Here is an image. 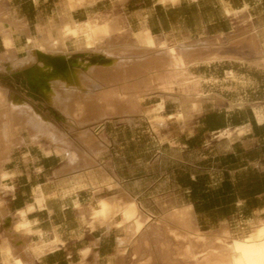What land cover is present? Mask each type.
I'll return each instance as SVG.
<instances>
[{
	"label": "crops",
	"instance_id": "1",
	"mask_svg": "<svg viewBox=\"0 0 264 264\" xmlns=\"http://www.w3.org/2000/svg\"><path fill=\"white\" fill-rule=\"evenodd\" d=\"M249 19L257 30L260 54L240 50L238 58L192 65L188 73L197 80L193 87L209 97L199 115H189L184 129L176 120L179 104L164 90L163 81L153 82V91L143 92L142 79L159 67L153 65L152 52L135 50L128 66L144 72L129 77V84L140 86L134 111L104 119L97 131L91 124L79 131L90 132L102 145L94 164L83 167L81 161L70 168L67 157L53 151L46 154L50 147L30 144L22 135L21 144L12 148L1 167L8 175L0 193V243L5 238L11 253L6 264L16 255L25 264H118L119 242L126 238L121 214L113 211L110 224L89 225L88 208L95 207L99 198L125 193L152 215L158 216L163 208L190 206L202 232L223 223L235 237L253 233L264 221V0H0V21L10 25L13 47L23 54L30 50L29 36L40 38L50 30L57 38V30L65 24L74 28L105 21L114 45L137 44L138 38L150 45L166 42L179 47L236 29L242 33ZM64 46L67 58L35 54L34 62L21 71L25 83L20 82L15 91L5 89L8 100L18 98L55 127L49 114H62L44 105L31 86L29 71L35 65L45 63L64 74L69 62L83 60L95 67L97 77L87 82L92 94L113 86L105 83L112 74L103 69L106 57L82 51L81 38L69 37ZM4 52L0 34V55ZM169 86L172 94L180 92L172 80ZM113 184L121 188H109ZM37 196L44 198L41 207L35 202ZM31 205L35 208L26 219L32 233L25 238L12 232L13 224L5 220L18 221L17 213ZM54 236L63 245L54 250L45 247L36 257L24 253V247L49 244ZM86 249L90 250L83 256ZM4 256L0 249V264Z\"/></svg>",
	"mask_w": 264,
	"mask_h": 264
},
{
	"label": "bare ground",
	"instance_id": "2",
	"mask_svg": "<svg viewBox=\"0 0 264 264\" xmlns=\"http://www.w3.org/2000/svg\"><path fill=\"white\" fill-rule=\"evenodd\" d=\"M163 1L175 3L178 0ZM226 12L229 13L227 10ZM92 21L79 26L76 25L74 28L66 24L63 27L60 26V29L57 30L59 35L57 38L51 36L50 30L47 34L44 32L46 35H41V37L37 35L40 38L29 36L30 50L21 59L17 58L15 48L11 46L13 42V30L9 28L10 25L7 22L0 21V34H2V43L5 46V55L0 56V63L5 60L12 70H20L30 66L35 60V52L51 55L60 54L66 57L67 50L64 43L69 37L82 39V51L88 54L99 53L106 57L103 69L112 70V74L110 79H105V83H112L113 86L108 90L105 88V92L100 91L93 94L88 90L90 86L87 85V82H92L97 75L94 72L95 67H92L93 65L90 66L87 61V63L83 60L69 62V67L67 69L64 68L69 71L67 74L66 71L64 72L65 78L62 77L63 75H59L54 67L45 63H39L36 67L34 66V76L38 83V88L35 90L37 96H39L44 104L52 106L62 114L61 117L64 120V125L68 130L91 124L95 128L94 130L97 131L99 129L97 124L104 119H108L114 115L129 114L134 111L139 98L140 86L138 83L129 84V77L144 72L143 70L130 69L128 66V60H131L129 58L130 53L135 50L152 52L154 54V59H152L154 66L165 69L164 71L170 70L180 85L188 86L192 85L193 81H197L196 78H192L188 73V69L195 63H210L238 58L240 54L238 55L237 52L240 50L246 53L253 51L255 54H260L257 30L250 19L249 22L247 21L248 24L244 27V30L241 28L243 30L242 33H238V29H236L237 31L231 32L228 35L221 34L211 39L207 38L203 41L200 40L188 45H179V47L168 45L166 42L150 45L146 40L139 41L138 38L136 39L137 44H134L133 41H131L132 43L127 41L121 45H114L113 42L110 43L108 41V36L111 32L105 27L104 21ZM38 26L40 27V24ZM19 28L23 29L25 27L24 25H20ZM38 33L42 34L39 28ZM155 69L153 68L150 72L148 71L145 79H142L145 85V90H142L143 92L151 91L153 82L162 81L163 76L154 72ZM22 83H25V81L22 80ZM92 84L95 85L94 83ZM166 92H169L179 104L180 111L176 115V120L183 125L181 127L183 129L187 124L189 115L192 113L199 115L202 111L204 101L209 97L197 86L193 87V85L191 89L181 91L178 94H172L170 90H166ZM220 99L219 101H221ZM55 115L58 116L56 113ZM70 126L71 128H69ZM23 134H26V139L31 142L28 143L39 145L43 141L48 147L53 148L51 151L59 156L67 157L70 168L81 161L83 167L92 165L102 152V145H99L91 133L88 134L85 132L84 135H79L82 146H85V151L79 156L69 153L63 144L64 142L61 141L63 138L61 139L50 122L45 121L33 108L27 106L19 99H13L10 102L7 101L4 92H1L0 89V147L3 145L5 150V154L0 156V164L8 158L7 154L12 151L13 147L21 144ZM83 174L80 176H83ZM7 176V173L0 169V193L6 188L2 183ZM95 182L97 181L93 182L91 179V184L94 188L98 186ZM109 188L118 189L121 187L119 184H113ZM123 196L125 197L123 198ZM43 200V196H37L35 198L38 207L42 206ZM92 206L88 208L89 225H92L94 222H99L100 224L105 223L106 225L110 224L109 218L113 211L121 214L126 238L119 242V247L124 249V255L126 248L132 244V247H134L132 257L137 259L139 264H150V260H153V249L151 248L149 240V222L152 220H155L156 231H163L179 247V251H181L179 256L184 262L197 255L198 253L196 254L195 251L202 244L203 256L201 257V262L199 261L200 263L198 264H264V223L257 225L248 238H243L244 246L242 249L233 250L229 244L233 235L228 225L222 223L217 229L202 232L197 228L195 217L191 212L190 206L163 208L161 214L155 217L142 210L136 198L127 193L119 198H99L96 201V206H93L94 208ZM0 207H2L1 203ZM34 208L35 206L31 205L26 210L17 213L18 221L12 222L11 218H5V222L8 225L13 224L12 232L20 233L25 238L32 233L30 230V222L26 219V214L34 210ZM4 239H1L0 249L5 254L4 264H6L11 257V253L9 251V242ZM18 243L20 244V242ZM59 244L61 242L54 236L49 244L41 245L40 247L30 245L24 247V253H28L33 257L40 256L44 253L43 249L45 247L50 246L49 249L54 250L59 247ZM162 247L169 250L167 249L169 248L168 243ZM142 249L148 254L146 258H142L140 253ZM89 250L82 251L84 256ZM179 256L176 257L179 258ZM11 264H25V262L16 255L12 258Z\"/></svg>",
	"mask_w": 264,
	"mask_h": 264
},
{
	"label": "rangeland",
	"instance_id": "3",
	"mask_svg": "<svg viewBox=\"0 0 264 264\" xmlns=\"http://www.w3.org/2000/svg\"><path fill=\"white\" fill-rule=\"evenodd\" d=\"M173 3V2H172ZM104 25L106 28H108L111 32V29L109 28L108 26V23H106L104 21ZM110 36V37H109ZM109 36H108V41L110 43H112V38H111V33H109ZM109 43V44H110ZM3 44V43H2ZM11 46L13 47V42L11 44ZM3 47L5 48V46L3 45ZM14 48V47H13ZM5 50V49H4ZM15 53L17 54V58L21 59L25 56V54L21 53V51H16L15 50ZM5 55V52L3 54H1L0 56H4ZM22 55V56H21ZM68 56L64 57V58H67ZM154 59V58H153ZM75 61V60H74ZM73 62V61H72ZM39 64V63H38ZM37 65H35L36 67ZM34 67V68H35ZM33 68V70H34ZM23 69H26L25 68H22L20 70H12L10 67H9V64H7V62L4 60V62L2 61V63H0V89H1V92H4L5 94V99L7 101L10 102V100H8L7 98V95H6V90L8 87H11L13 91H15L16 89H18V86H20V82H22V79H21V71ZM165 69H162V68H158L154 70V72H156L158 75L160 76H163V79L162 81L164 82V90H170V82L171 80L174 82L175 85L178 86L179 88V91H185V90H189V88L191 89L192 85L188 86V85H180V84H177L176 82V78L174 77V75L172 74V72L170 70H166L164 71ZM69 71L66 70V74L68 73ZM114 72V71H113ZM162 72V73H161ZM14 75L16 76V78H18L19 80H16V78L14 77ZM59 75H63L62 77L65 78V75L64 74H60ZM29 76L31 77L30 79V84L31 86H33V88H35V90H37L38 86H37V82H36V79L33 77V74H31L29 72ZM167 79V80H166ZM167 83H166V82ZM15 83H19V84H15ZM168 87V88H167ZM112 87L110 86L108 89H111ZM14 99H18V98H14ZM13 100V99H12ZM11 100V101H12ZM43 103V102H42ZM44 104V103H43ZM27 105V104H26ZM46 106H50V105H47V104H44ZM28 106V105H27ZM52 107V106H50ZM32 108V107H31ZM53 108V107H52ZM55 109V108H54ZM57 110V109H56ZM50 115V119L52 121H54L57 125V127H55L51 121H49V119H46L44 117H41L45 120V121H48L52 124V126L54 127L55 131L57 132V134L61 137V139L63 138V140H61L62 142H64V146L66 147V149L68 150L69 153H72V154H75V155H80L83 151H85V146L83 145L82 146V143L80 142V139H79V135H84V133H90V132H87V131H82V132H79L81 130H86L88 129L90 126L88 127H81V128H71V126L69 128H71V130L67 129V127L64 125V120L61 116H54V115ZM93 127V126H92ZM126 135V134H125ZM63 136V137H62ZM78 136V137H77ZM66 140H65V139ZM94 138V137H93ZM126 138V137H125ZM79 141V142H78ZM68 145H66V144ZM81 143V144H80ZM43 145H46L45 142L41 141L39 146L41 148H43ZM125 145V144H124ZM126 145H128L126 143ZM4 146L2 145L0 147V156H3L5 154V150L3 148ZM127 150V148L125 147V149L123 150H120V151H125ZM46 154H49L51 152V150L48 148V150L45 151ZM75 152V153H74ZM7 157H8V154H7ZM8 159V158H7ZM6 159V160H7ZM6 160H3L0 164V166L2 167V165L6 162ZM0 167V169H1ZM2 170V169H1ZM154 215V214H153ZM160 215V214H159ZM158 215V216H159ZM155 217H158L157 215H154ZM155 220L153 221H150L149 224H150V232H149V240H150V244H151V248L153 249L152 250V255H153V260H150L151 263L150 264H198L201 262V257L203 256V245L201 244L200 246L197 247V251H195V253L197 255H195L193 258L187 260V261H182L180 258V254H181V251H179V247L177 245H175V243L172 242V240L170 238H168L164 233L163 231H156V226H155ZM261 223H264L261 222ZM259 225V224H258ZM157 233V234H156ZM243 238H246V237H235L233 235L232 237V240L231 242L229 243L230 246L233 248V250H240L242 249V247L244 246V241H243ZM4 239V238H3ZM6 240V239H4ZM169 241V242H168ZM168 243V246L169 250H166L164 249L162 246L164 244H167ZM170 244V245H169ZM178 249V250H177ZM165 250V251H164ZM177 251V252H176ZM119 262L118 264H139L137 259L133 258L132 257V253L134 252V247H132V244L130 245V247H127L126 248V251H125V254L123 255V252H124V249L120 247V251H119ZM140 253L142 255V258H146V256L148 255L147 252L145 250H140ZM177 254V255H176ZM82 255L84 256V254L82 253ZM176 256H179L176 257ZM176 257V258H175ZM167 258V259H166ZM171 260H170V259ZM175 260V261H174ZM200 261V262H199ZM83 264V263H82Z\"/></svg>",
	"mask_w": 264,
	"mask_h": 264
},
{
	"label": "water",
	"instance_id": "4",
	"mask_svg": "<svg viewBox=\"0 0 264 264\" xmlns=\"http://www.w3.org/2000/svg\"><path fill=\"white\" fill-rule=\"evenodd\" d=\"M37 56H45L44 54H42V53H40V52H36L35 53ZM31 74H33V77L35 78V76H34V70L33 69H31L30 71H29Z\"/></svg>",
	"mask_w": 264,
	"mask_h": 264
}]
</instances>
